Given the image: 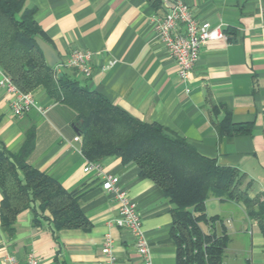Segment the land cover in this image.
Wrapping results in <instances>:
<instances>
[{"label": "crops", "instance_id": "crops-1", "mask_svg": "<svg viewBox=\"0 0 264 264\" xmlns=\"http://www.w3.org/2000/svg\"><path fill=\"white\" fill-rule=\"evenodd\" d=\"M199 21L226 31L227 39L207 40L188 81L181 80L175 59L156 36L151 18L164 15L174 0H27L36 20L61 58L74 49L93 53L90 77L77 74L131 116L157 123L178 134L220 166L238 168L249 182L251 196L264 199V33L262 0H183ZM1 71V69H0ZM1 76V75H0ZM36 105L22 116L11 110L12 93L0 87V139L18 152L33 131L29 157L33 167L56 179L80 200L89 229L64 228L53 234L48 221L34 223L31 210L21 212L9 237L0 222V264L13 255L30 254L40 264H140L135 234L116 225L120 203L104 189L103 173L116 174L136 204L149 239L153 264H178L172 236L173 204L140 168L125 167L121 157L101 159V171L85 170L88 159L74 141L73 111L38 87ZM229 112L250 132L221 135L217 123ZM3 197L0 188V204ZM202 223L205 233L227 235L222 264H264V232L245 206L214 196ZM112 240L111 263L103 252Z\"/></svg>", "mask_w": 264, "mask_h": 264}, {"label": "trees", "instance_id": "trees-1", "mask_svg": "<svg viewBox=\"0 0 264 264\" xmlns=\"http://www.w3.org/2000/svg\"><path fill=\"white\" fill-rule=\"evenodd\" d=\"M157 5L159 0H149ZM37 9L27 0H0V69L23 92L44 88L55 101L73 111L81 150L90 161L121 157L125 167L135 165L141 176L153 180L173 204L171 236L177 245L178 264H222L227 235L205 233V203L211 196L245 206L264 232V199L251 196L249 182L236 167L220 166L202 155L185 138L163 126L135 118L106 96L76 77L74 69L57 73L47 65L34 35L53 44L36 20ZM226 33V31H225ZM227 34V33H226ZM221 135L250 132L249 124L235 123L229 112L217 123ZM35 145L31 131L22 148L10 152L0 139V222L13 237L19 214L31 210L34 223L48 221L53 234L64 228L91 227L80 200L54 178L33 167L29 157Z\"/></svg>", "mask_w": 264, "mask_h": 264}, {"label": "built area", "instance_id": "built-area-1", "mask_svg": "<svg viewBox=\"0 0 264 264\" xmlns=\"http://www.w3.org/2000/svg\"><path fill=\"white\" fill-rule=\"evenodd\" d=\"M156 36L163 42L169 54L175 59L178 74L182 81L189 79L190 72L196 65L202 45L211 39H227L228 36L221 27L212 26L207 21H199L192 13L190 7L183 0H174L170 9L162 16L153 15L151 18ZM261 28L264 33V0H262ZM93 53L86 49H74L66 58H61L54 66L57 73L64 69H74L77 74L90 77L93 73ZM0 87L12 93L10 100L14 115L22 116L36 105L32 92L21 91L12 81L11 77L0 71ZM74 141L81 143L82 137L76 135ZM96 168L101 171L99 161L88 160L86 171ZM103 187L111 192L120 203L119 213L115 219L117 226L131 230L135 234V246L140 255V264H153L149 239L143 230V220L130 198L126 189L121 187L120 178L116 174L103 173ZM112 240L107 237L103 252L109 261L114 262L111 254ZM7 264H40L39 258L34 254L28 255L25 261L18 260L13 255L5 257Z\"/></svg>", "mask_w": 264, "mask_h": 264}, {"label": "water", "instance_id": "water-1", "mask_svg": "<svg viewBox=\"0 0 264 264\" xmlns=\"http://www.w3.org/2000/svg\"><path fill=\"white\" fill-rule=\"evenodd\" d=\"M33 38L36 40L40 49L43 51L44 56L46 58L47 65L50 68H54V66L61 59L60 54L58 50L56 49V47L38 34L34 35ZM74 129L77 132V127H74Z\"/></svg>", "mask_w": 264, "mask_h": 264}]
</instances>
